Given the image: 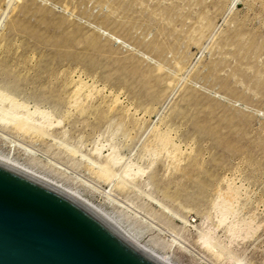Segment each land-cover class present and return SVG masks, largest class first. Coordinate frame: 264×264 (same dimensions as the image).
Wrapping results in <instances>:
<instances>
[{"label":"rangeland","instance_id":"rangeland-1","mask_svg":"<svg viewBox=\"0 0 264 264\" xmlns=\"http://www.w3.org/2000/svg\"><path fill=\"white\" fill-rule=\"evenodd\" d=\"M0 156L172 264H264V0H0Z\"/></svg>","mask_w":264,"mask_h":264},{"label":"water","instance_id":"water-1","mask_svg":"<svg viewBox=\"0 0 264 264\" xmlns=\"http://www.w3.org/2000/svg\"><path fill=\"white\" fill-rule=\"evenodd\" d=\"M0 264H168L67 190L0 158Z\"/></svg>","mask_w":264,"mask_h":264},{"label":"bare ground","instance_id":"bare-ground-1","mask_svg":"<svg viewBox=\"0 0 264 264\" xmlns=\"http://www.w3.org/2000/svg\"><path fill=\"white\" fill-rule=\"evenodd\" d=\"M6 1V0H5ZM230 8V7H229ZM230 10V9H229ZM228 13V12H227ZM3 14V13H2ZM73 74V73H72ZM75 75V74H74ZM73 79V78H72ZM77 79V78H76ZM78 80V79H77ZM86 83H82V81L81 80H78L77 82H76V84H75V88H74V86H73V88H74V93H73V95H74V101H78L79 100V98H81L80 97V95L82 94V91H86V90H83V89H85L86 88ZM91 85V84H90ZM95 87V85L93 84L92 85V87ZM91 87V88H92ZM95 89V88H94ZM100 89V88H99ZM89 90H91V89H89ZM89 90H87L88 91V93H89ZM86 91V92H87ZM96 93H97V91H95ZM84 94V93H83ZM70 96H72V93H71V95ZM87 96H88V94H87ZM86 96V97H87ZM89 97V96H88ZM117 97V96H116ZM116 97H114V98H116ZM73 98V97H72ZM113 98V99H114ZM11 101V100H10ZM73 101V100H72ZM80 101V100H79ZM9 102V101H8ZM13 102V101H12ZM11 102V104H13ZM14 102H15V100H14ZM113 102H115V100L113 101ZM78 103V102H77ZM81 104V103H80ZM15 105H17V104H15ZM14 105V106H15ZM75 105H76V102H75ZM11 106V105H10ZM9 105L7 106V107H10ZM74 106V105H73ZM115 106V105H114ZM12 107H13V105H12ZM19 107V106H18ZM21 107V106H20ZM19 107V108H20ZM11 108V107H10ZM16 109V107L13 109V110H15ZM12 110V109H11ZM22 110V109H21ZM111 110H112V108H111ZM107 117V116H106ZM125 119H126V117H125ZM12 122L14 121V120H11ZM11 121H9V123L10 124H12V122ZM8 122H7V124H9ZM9 124V125H10ZM47 124V123H46ZM31 125V124H30ZM26 126V125H25ZM28 126V125H27ZM40 126V125H39ZM8 127V126H7ZM10 127V126H9ZM30 127H32V126H30ZM44 127V126H43ZM51 127V126H50ZM23 128V127H22ZM28 129H29V127H27ZM27 128H25L26 130H28ZM39 128H41L42 129V127H39ZM47 128H49V127H47ZM24 129V128H23ZM38 129L36 128V127H33V131L34 132H36ZM156 130V129H155ZM31 131H32V128H31ZM168 131V130H167ZM171 131V130H170ZM27 132V131H26ZM25 132V133H26ZM29 132V131H28ZM39 132V131H38ZM37 132V133H38ZM41 132V131H40ZM43 132V131H42ZM157 132V131H156ZM169 132V131H168ZM166 133V132H165ZM165 135V134H164ZM170 137V136H169ZM161 138V137H160ZM167 138V137H166ZM167 139H169V138H167ZM166 140V139H165ZM162 141V140H161ZM164 141V140H163ZM165 142V141H164ZM163 142V143H164ZM166 143L168 144V142L166 141ZM165 144V143H164ZM177 150H179V149H177ZM175 151H176V149H175ZM0 158L1 159H3V160H6V161H8V162H10V163H12V164H14V165H16V166H18V167H21V168H23V169H25V170H27V171H29V172H31V173H33V174H35V175H37V176H39V177H41V178H44V179H46V180H48V181H50V182H54V181H52L51 179H48L47 177H45V176H42V175H38L37 173H35V172H32V170L30 169H28V167L26 168V167H22V166H20V165H18V164H16V163H14V162H12V160H9V159H7L6 157H2V156H0ZM177 160V159H176ZM98 165H100V164H98ZM97 168H99V167H97ZM100 169V168H99ZM105 169V168H104ZM103 169V170H104ZM108 170V169H107ZM101 171H102V169H101ZM103 172V171H102ZM104 172H106V171H104ZM127 174H130V173H128V172H126ZM136 174V173H135ZM135 174H134V176H135ZM132 175V174H131ZM128 176V175H127ZM124 178V180H125V177H123ZM130 178V177H129ZM128 178V179H129ZM126 179H127V177H126ZM127 179V180H128ZM132 178H130V180H131ZM135 179V178H134ZM122 180V179H121ZM123 182V181H122ZM127 182H129V181H127ZM53 184H55V185H57V186H59V187H61V188H63V189H65V190H67L68 192H70V193H72L73 195H75L76 197H78V198H80L79 196H78V194L76 193V192H74V191H72V190H70V189H68V188H65L64 186H62V185H60V184H58V183H53ZM123 184H126V183H123ZM122 185V184H121ZM127 185V184H126ZM125 185V186H126ZM123 187V186H122ZM135 188V187H134ZM218 189V188H217ZM81 199V198H80ZM81 200H83V199H81ZM84 201V200H83ZM85 202V201H84ZM94 208V207H93ZM97 211H99L102 215H104L108 220H110L119 230H121L128 238H130L132 241H134L136 244H138L139 246H141L142 248H144L145 250H147V251H149L150 253H152V254H154L155 256H157V257H159L160 259H162L163 261H165V262H167L168 264H172L171 263V261H169L168 260V258L167 257H165L164 255H162V254H158V253H156V251H153L151 248H152V246H151V248L150 247H147V246H145L144 245V243L142 244H140L139 243V241L137 240V236H136V234H134L133 232L131 233L130 231H129V229H127V228H125V227H123V226H121L117 221H115L114 219H112L111 217H109V216H107L105 213H103V212H101L100 210H98L97 208H95ZM109 215V214H108ZM113 218H115V217H113ZM116 219V218H115ZM118 220V219H117ZM121 221L122 220H120V223H121ZM124 223V222H123ZM141 233H142V231H141ZM139 237H142V235L141 236H139ZM140 239V238H139ZM144 242V241H143ZM219 248V247H218ZM154 249V248H153ZM209 252V251H208ZM215 255V254H214Z\"/></svg>","mask_w":264,"mask_h":264}]
</instances>
